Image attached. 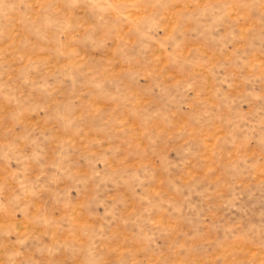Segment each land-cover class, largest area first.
Instances as JSON below:
<instances>
[{
  "label": "rangeland",
  "instance_id": "obj_1",
  "mask_svg": "<svg viewBox=\"0 0 264 264\" xmlns=\"http://www.w3.org/2000/svg\"><path fill=\"white\" fill-rule=\"evenodd\" d=\"M0 264H264V0H0Z\"/></svg>",
  "mask_w": 264,
  "mask_h": 264
}]
</instances>
